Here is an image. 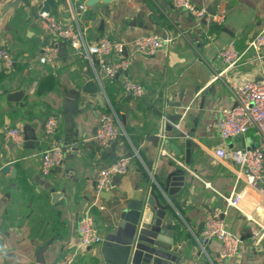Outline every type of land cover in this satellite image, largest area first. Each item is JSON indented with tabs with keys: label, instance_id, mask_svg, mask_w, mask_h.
<instances>
[{
	"label": "crops",
	"instance_id": "obj_1",
	"mask_svg": "<svg viewBox=\"0 0 264 264\" xmlns=\"http://www.w3.org/2000/svg\"><path fill=\"white\" fill-rule=\"evenodd\" d=\"M15 1L0 2V49L8 51L16 61L14 72L0 84V169L14 162L17 170L13 179L0 171V239L10 250L4 255V264H55L66 253L75 251L79 244L78 219L94 202L96 226L104 238L110 224L116 222L112 214L117 203L126 205L128 199L138 198L146 180L161 182L177 168L185 173L184 187L174 201L182 218L176 220L183 229L179 241L187 245L181 263L264 264V199L239 179L235 161L218 160L215 154L220 147L228 153L245 148L246 139L251 146L261 144L254 130L224 142L217 123L222 108L235 106L234 84L245 79L259 80L264 75V51L259 61L257 52L247 50L250 41L264 29V0H193L207 10L201 20L174 7L172 0H111L108 5H98L109 8L108 17H99L100 21L104 19V30L100 21L92 26L84 16L87 0H56L57 8L51 14L62 26H76V17L86 44L105 35L126 43L147 34L172 39L152 56L132 54L129 48L130 68L103 88L99 86L103 106L82 92L90 80L88 73L94 77V71L70 47L64 57L58 56L55 68L40 63L42 54L58 44L39 18V6L44 0H20L18 5H12ZM218 15L224 16L222 23L214 21ZM229 42L244 54L236 66L228 69L219 52ZM0 72H4L3 67ZM49 74H54L58 85L36 96L38 81ZM125 79L141 84L145 94L141 99H125L122 108H117L119 98L128 97L120 88ZM67 99L75 100V114L64 112ZM176 102H181L182 107L170 106ZM112 108L126 135L100 147L95 140L99 118ZM179 114L183 120L171 123L173 130L167 133L162 147L147 141L148 136L161 134L160 122L169 124V116ZM50 115L59 120L65 151L62 164L46 177L41 173V156L49 146L44 123ZM122 115L126 116L125 125ZM196 120L187 164L176 156L171 145L184 150V140L178 136L190 132ZM27 125L34 127L40 147L27 148L34 141L15 146L9 138V130L23 132ZM129 154H133L130 168L107 191L110 196L103 197L102 192L97 195L93 183L100 168ZM46 183L55 190L54 197L43 186ZM242 191L244 199L239 209L227 210L226 199ZM220 200H224L222 208L227 210L223 219L228 229L241 239L240 254L235 259H222L216 240L204 250L200 246L205 216L220 208ZM41 248L44 250L39 259ZM102 249L101 243L81 250L74 264L101 261Z\"/></svg>",
	"mask_w": 264,
	"mask_h": 264
},
{
	"label": "built area",
	"instance_id": "obj_2",
	"mask_svg": "<svg viewBox=\"0 0 264 264\" xmlns=\"http://www.w3.org/2000/svg\"><path fill=\"white\" fill-rule=\"evenodd\" d=\"M172 3L177 9L189 12L196 20H201L207 15V10L197 6L193 0H172ZM84 8L83 5L80 6V9ZM39 18L42 26L56 42L65 43L78 57L89 62L94 71L93 78L101 88L106 82L114 80L118 73L125 72L130 68L129 56L123 54L125 49H132V54L140 53L144 56H152L172 41L171 38L159 34H147L126 43L105 35L92 44H86L76 17V26H62L55 16L48 12L40 14ZM223 20V15L214 17V21L217 23H222ZM64 27L65 29H63ZM250 49L259 54V61L263 59L260 52L264 51V29L250 41L247 50ZM243 54L236 48L234 42H229L219 52V58L229 69L240 62ZM58 56V49L52 47L42 54L39 61L55 68ZM108 57L113 58V61L106 62L105 58ZM0 62L5 74L11 75L14 72L16 61L4 49H0ZM120 88L125 94L135 99H141L145 94V89L141 84L129 79L122 81ZM233 92L235 106L222 108L219 113L217 129L221 140L227 142L234 138L244 137L254 130L260 137L261 144L255 149L242 148L234 153H228L224 147H220L216 150V158L218 160L231 158L235 161L239 165V179L244 180L247 187L264 199V154L261 152V148H264V75L259 80L245 79L234 84ZM8 134L15 146L24 144V134L21 130L11 129ZM44 134L49 141V146L41 156V173L47 177L63 161L65 143L59 136L57 116L50 115L46 118ZM124 135L126 133L122 131L120 118L113 108L101 114L95 136L100 147H107ZM130 163L131 158L124 156L101 170L96 180L97 195L111 190L113 178L126 175ZM243 199V191L228 197L226 199L227 210L230 208L239 209ZM96 206L97 203L94 202L78 219V248L63 255L55 264H74L81 250L103 242L92 211ZM227 210L215 208L209 211L205 216L204 229L200 235V246L203 250L210 241L216 240L220 244L221 258L226 260L237 258L241 249L240 237L228 229L223 219ZM0 264H4V255L1 254Z\"/></svg>",
	"mask_w": 264,
	"mask_h": 264
},
{
	"label": "water",
	"instance_id": "obj_3",
	"mask_svg": "<svg viewBox=\"0 0 264 264\" xmlns=\"http://www.w3.org/2000/svg\"><path fill=\"white\" fill-rule=\"evenodd\" d=\"M1 2V0H0ZM20 0L12 2V5H18ZM111 0H87L85 6L87 10L84 11V16L92 26L97 24L100 20L99 17L106 18L109 16V8H99V3L110 4ZM57 8L56 0H44L39 6V14L44 12L52 13ZM101 30H104V19L100 21ZM65 29V27L63 28ZM58 49L59 57H64L67 53V45L65 43H58L55 46ZM124 56H127V50H124ZM2 63H0V71ZM120 73L117 74V76ZM90 80L87 81L82 87V92L96 98L103 106L104 100L99 91V84L89 72ZM131 100L132 97H121L116 102L117 108H122L121 103L125 100ZM170 106L178 108L182 107L181 102H176ZM125 109V108H124ZM202 109V108H201ZM64 112L67 114H75L77 107L75 100L67 99L66 108ZM202 111L199 112L198 117L201 116ZM183 115L169 116V124L160 122L162 132L160 135L148 136L147 141L151 142L156 148L162 147L167 133L173 130L171 123L181 122ZM122 124H126V116H121ZM194 128L186 135L181 133L178 137L184 140V150L171 145L176 156L181 157L187 164L190 163L191 147L195 128L198 125L197 120L193 122ZM24 139L26 142L34 141V145H29L27 148L32 149L37 146L40 147L39 142L36 140L34 127L24 126L23 128ZM245 148L247 150L255 149L258 146H251L250 140H244ZM67 142L66 145H70ZM79 145H77V149ZM65 151V149L63 150ZM264 154V148H261ZM132 158L133 154H129ZM106 166H102L94 177L93 188H96V180L101 170ZM3 175L9 179L16 176V167L14 162L3 165L0 169ZM119 177H114L112 180V187L118 183ZM185 173L182 169L177 168L168 174L163 181L146 180L145 185L139 190L138 198L128 199L126 205L121 203L116 204V209L112 216L116 220L115 223L110 224L109 232L103 238L102 260H92L91 264H180L183 259L184 250L186 248L185 242H180V236L183 235V229L177 224V217L180 218L174 208V201L176 195L184 187ZM46 189L56 195V192L51 185L46 183L43 185ZM108 192H102L101 196H108ZM110 196V195H109ZM224 200H220L219 207L222 208ZM224 217V215H223ZM182 218H180L181 220ZM44 248H41L38 258L41 259ZM10 250L4 247L0 239V254H9Z\"/></svg>",
	"mask_w": 264,
	"mask_h": 264
},
{
	"label": "trees",
	"instance_id": "obj_4",
	"mask_svg": "<svg viewBox=\"0 0 264 264\" xmlns=\"http://www.w3.org/2000/svg\"><path fill=\"white\" fill-rule=\"evenodd\" d=\"M7 78V74L0 72V84H2ZM58 85V81L54 74H49L38 81V86L35 91V95L40 97L46 94L48 91H52Z\"/></svg>",
	"mask_w": 264,
	"mask_h": 264
}]
</instances>
